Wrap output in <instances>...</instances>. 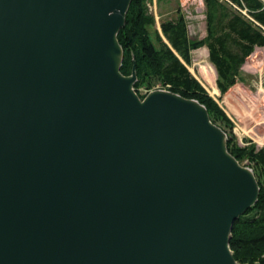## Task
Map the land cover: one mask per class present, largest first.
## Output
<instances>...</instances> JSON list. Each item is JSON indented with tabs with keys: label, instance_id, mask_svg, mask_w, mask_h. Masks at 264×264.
<instances>
[{
	"label": "water",
	"instance_id": "obj_1",
	"mask_svg": "<svg viewBox=\"0 0 264 264\" xmlns=\"http://www.w3.org/2000/svg\"><path fill=\"white\" fill-rule=\"evenodd\" d=\"M131 2L0 0V264H238L255 177L202 105L120 73Z\"/></svg>",
	"mask_w": 264,
	"mask_h": 264
},
{
	"label": "trees",
	"instance_id": "obj_2",
	"mask_svg": "<svg viewBox=\"0 0 264 264\" xmlns=\"http://www.w3.org/2000/svg\"><path fill=\"white\" fill-rule=\"evenodd\" d=\"M132 0L125 25L117 34L122 49L120 73L127 77L135 67L133 90L139 98L157 88L202 105L211 122L226 134V149L239 163L247 162L259 188L257 202L235 221L229 249L238 264H264V150L252 141L238 146L232 134L233 124L191 75L187 66L191 52L206 48L209 63L215 70L219 99L240 80L242 67L256 48H264V0H230L248 18L218 0H204L205 37L190 41L186 22L181 15L160 24L162 37L155 32L153 42L148 28L154 24L146 2Z\"/></svg>",
	"mask_w": 264,
	"mask_h": 264
},
{
	"label": "rangeland",
	"instance_id": "obj_3",
	"mask_svg": "<svg viewBox=\"0 0 264 264\" xmlns=\"http://www.w3.org/2000/svg\"><path fill=\"white\" fill-rule=\"evenodd\" d=\"M148 4L152 7L151 12L147 7ZM203 4L200 0L147 1L146 8L154 19V24L148 28L153 42L155 43V32L163 38L160 24L174 20L177 15H181L186 22L189 40H202L205 37V6ZM187 68L232 122V134L238 146H246L248 144L246 141H252L257 150H264V48H256L245 60L240 80L220 99L215 85V70L208 61L206 48L191 52V63ZM157 90L160 89L155 88L150 92ZM140 94L147 95L143 89L140 90ZM239 164L251 171L246 161Z\"/></svg>",
	"mask_w": 264,
	"mask_h": 264
},
{
	"label": "built area",
	"instance_id": "obj_4",
	"mask_svg": "<svg viewBox=\"0 0 264 264\" xmlns=\"http://www.w3.org/2000/svg\"><path fill=\"white\" fill-rule=\"evenodd\" d=\"M219 3L224 4L234 10H236L238 13L243 15L244 17L248 18L246 10H241L237 6H235L230 0H218ZM200 3L203 4V0H200ZM204 5V4H203ZM147 7L149 8V11L151 12L152 7L148 4ZM157 18V17H156Z\"/></svg>",
	"mask_w": 264,
	"mask_h": 264
},
{
	"label": "bare ground",
	"instance_id": "obj_5",
	"mask_svg": "<svg viewBox=\"0 0 264 264\" xmlns=\"http://www.w3.org/2000/svg\"><path fill=\"white\" fill-rule=\"evenodd\" d=\"M115 60H116V61L118 60V57H117V56H115Z\"/></svg>",
	"mask_w": 264,
	"mask_h": 264
}]
</instances>
